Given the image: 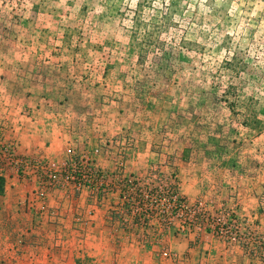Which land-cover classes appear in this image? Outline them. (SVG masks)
Returning <instances> with one entry per match:
<instances>
[{"label":"clouds","instance_id":"1","mask_svg":"<svg viewBox=\"0 0 264 264\" xmlns=\"http://www.w3.org/2000/svg\"><path fill=\"white\" fill-rule=\"evenodd\" d=\"M0 264H264V0H0Z\"/></svg>","mask_w":264,"mask_h":264}]
</instances>
